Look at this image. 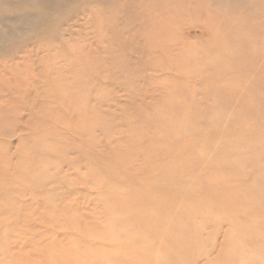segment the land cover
<instances>
[{
	"label": "rangeland",
	"instance_id": "1",
	"mask_svg": "<svg viewBox=\"0 0 264 264\" xmlns=\"http://www.w3.org/2000/svg\"><path fill=\"white\" fill-rule=\"evenodd\" d=\"M0 264H264V0H0Z\"/></svg>",
	"mask_w": 264,
	"mask_h": 264
}]
</instances>
